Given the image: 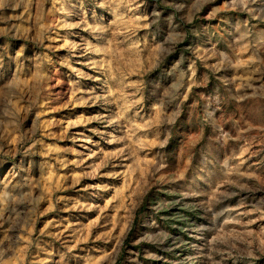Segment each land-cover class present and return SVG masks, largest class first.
<instances>
[{
  "label": "rangeland",
  "instance_id": "rangeland-1",
  "mask_svg": "<svg viewBox=\"0 0 264 264\" xmlns=\"http://www.w3.org/2000/svg\"><path fill=\"white\" fill-rule=\"evenodd\" d=\"M0 264H264V0H0Z\"/></svg>",
  "mask_w": 264,
  "mask_h": 264
}]
</instances>
